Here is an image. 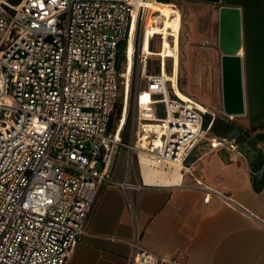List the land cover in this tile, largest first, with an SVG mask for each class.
I'll return each mask as SVG.
<instances>
[{
  "label": "built area",
  "instance_id": "2783aa9c",
  "mask_svg": "<svg viewBox=\"0 0 264 264\" xmlns=\"http://www.w3.org/2000/svg\"><path fill=\"white\" fill-rule=\"evenodd\" d=\"M151 1L0 0V264H66L102 187L145 185L140 153L152 166L181 165L180 172H189L187 159L203 141L242 153L234 139L204 128L209 111L173 94L161 58L159 71L147 74L149 58L135 40ZM132 31V69L136 59L145 84L135 91L124 145L132 70L129 78L118 71V54ZM120 86L119 125L109 132ZM120 147L126 175L136 166L141 183L111 177ZM132 245L128 264H173Z\"/></svg>",
  "mask_w": 264,
  "mask_h": 264
},
{
  "label": "crops",
  "instance_id": "0c3cea01",
  "mask_svg": "<svg viewBox=\"0 0 264 264\" xmlns=\"http://www.w3.org/2000/svg\"><path fill=\"white\" fill-rule=\"evenodd\" d=\"M176 1L190 10L189 31L192 34L186 57L188 64L195 61L202 65L201 72L204 69L208 75H216L220 86V109L218 9L227 6L240 11L239 55L245 113L230 120L218 119L221 122H217L212 131L216 115L206 122L210 135L215 137H225L232 128L247 133L250 139L245 135L243 139L264 154V142L256 138L264 135V0H220L219 4ZM212 10L215 13L209 17L207 13ZM199 17L203 25L200 28ZM175 20L180 26L179 12L172 17L171 26ZM179 34L178 29L177 40L173 37L169 40V52L175 61L176 93L187 100L192 97L176 86ZM206 101L208 103L209 99ZM196 102L209 111L206 116L211 119L212 112L208 107ZM186 164L189 172L179 173L178 184L170 180L162 184L144 182L137 191L103 186L86 219V235L66 264H128L134 242L173 264H264V188L256 190L254 187V182L258 183L264 177L262 175L259 181L255 179L256 171L264 163L252 168L244 153L210 149L208 142L203 141ZM110 174L117 181L141 183L140 179L132 180L125 170L121 173L116 165L112 166Z\"/></svg>",
  "mask_w": 264,
  "mask_h": 264
},
{
  "label": "rangeland",
  "instance_id": "374dc122",
  "mask_svg": "<svg viewBox=\"0 0 264 264\" xmlns=\"http://www.w3.org/2000/svg\"><path fill=\"white\" fill-rule=\"evenodd\" d=\"M157 3H152L150 5V9L148 8V13L146 14V17L141 19L138 24L137 32H136V44L139 45L140 41H143L142 46L147 43L148 35L155 36L158 33L159 29V18L154 19V15L151 12V8ZM168 5L173 6L177 11L180 10V15L182 18V23L180 26V37H179V46H180V62H179V70H178V87L180 90L187 95L191 96L194 100L201 102L205 106L208 107V109L212 112V115L210 116L211 119H209L207 116L205 117L204 122L212 120L213 114L217 115L220 114V104H219V96H220V86L218 84V80L215 74L208 75V72H205L204 69L201 72V66L195 61H191L188 64V60L186 59L187 53H188V46L190 45L189 36L192 34V31L190 32V26H191V20L189 16V9L185 7L184 4L178 3L176 0H170ZM179 9V10H178ZM215 13L214 10L209 11L207 15L212 16ZM213 17V16H212ZM208 18V17H207ZM198 21V28L203 26L201 24V17L197 19ZM207 21V20H206ZM205 21V22H206ZM144 39V40H143ZM159 36L154 39V47L151 48L153 51H156L159 49ZM124 45H121L120 51L118 54V71L122 73L125 69V62L126 59L124 55L122 54V50L124 48ZM141 48V46H140ZM158 61V62H157ZM171 59H168L165 61V69L166 72L169 74L171 73ZM159 63L160 59L158 57H150L147 60V74L155 73L159 71ZM205 68H208L209 66L203 65ZM140 65L135 59L133 69H132V76H131V91L129 95V101H128V118L127 123L123 127L122 135H121V141L122 144L128 145V139L129 135L133 132V124L135 121V115H136V105H135V91L138 89V87L143 86L145 84L144 79L140 76ZM201 72V73H200ZM122 91V86H120L119 91V101L117 103L116 109L112 115L111 124H110V130L109 132H114L116 127L119 124V117L122 109V99L120 98ZM206 99H209V102L207 103ZM148 100V97L145 95L143 97L142 101ZM198 105V104H197ZM201 110L206 111L203 107L198 105ZM128 156H127V149L124 147H120L117 154L115 155L113 159V165H116L117 169L124 174L125 165L127 163ZM115 167V166H114ZM113 167V168H114ZM130 177L132 180L134 179H140L137 167L134 166V172L130 174Z\"/></svg>",
  "mask_w": 264,
  "mask_h": 264
},
{
  "label": "water",
  "instance_id": "95a60500",
  "mask_svg": "<svg viewBox=\"0 0 264 264\" xmlns=\"http://www.w3.org/2000/svg\"><path fill=\"white\" fill-rule=\"evenodd\" d=\"M212 4H219L220 0H194ZM241 19L240 11L237 8L220 6L218 9V50L220 54V78H221V109L220 114L214 119H232L243 116L245 113L244 86L242 59L239 55L241 46L240 33ZM126 43L122 54H126ZM229 122V121H228ZM247 133H240L232 128L225 134V138L234 139L241 152L249 158V166L256 167L261 158L264 163V154L254 149L247 140L242 141ZM264 135H257L256 138L262 140ZM250 139V138H249ZM264 175V164L255 173L256 181Z\"/></svg>",
  "mask_w": 264,
  "mask_h": 264
},
{
  "label": "bare ground",
  "instance_id": "6f19581e",
  "mask_svg": "<svg viewBox=\"0 0 264 264\" xmlns=\"http://www.w3.org/2000/svg\"><path fill=\"white\" fill-rule=\"evenodd\" d=\"M156 0H152L148 6H147V10L145 11V15L148 13V8L150 9V5L155 2ZM151 12L154 15V19H158L159 18V29H158V33L157 36H159V49L156 51H153L149 48V40L151 38V35H148L147 38V43H145L143 46V41L141 42V51L143 52V54L145 56H147V58L150 57H158L161 58L162 64L165 65V61L168 59L172 60V65H171V73L169 72V74L166 72L165 67H163V71H162V76L163 79L166 80L169 84V88L173 89V94L175 96H177L180 100L185 101V102H190L193 101L196 105L198 104L195 100L191 99H187V100H183L181 99L178 94L176 93V89H175V77H174V73H175V61L174 58L171 56L170 52H169V37H173L174 41L177 40L176 37V33L177 30L179 29V33H180V26L178 25V21L175 20V23L172 24L171 26V21H172V17L175 16L177 14V12H179L180 14V10L177 11L176 9H174L173 7L169 6L168 4H155L152 8H151ZM146 17V16H145ZM173 30V34L170 35V30ZM134 30V27L133 29ZM180 37V34H179ZM179 37H178V42H179ZM144 40V39H143ZM133 31L131 32V35L129 37L128 40V44L126 46V53H127V61L125 62V70H126V76L127 78L130 77L131 74V70H132V53H133ZM158 62V61H157ZM140 71V70H139ZM177 79V78H176ZM167 86V85H166ZM176 86L178 87L177 83ZM178 90H180V88H177ZM181 92V91H180ZM182 93V92H181ZM147 96V94H142L141 96V101L143 100L144 96ZM185 95V94H183ZM147 101V100H146ZM197 107L199 108V106L197 105ZM199 110H201L199 108ZM202 112H207L204 110H201ZM136 112V111H135ZM119 125V124H118ZM148 128L155 130L157 132H159V124H151L148 126ZM144 146L145 142H139V145ZM139 159L141 162V177L144 180L145 183H149V184H153L155 182H158L160 184L164 183L166 180H170L172 183L174 184H178L179 183V173L181 170V165H173L170 166L168 169H164L163 167H158V166H152L151 163L146 160L144 158V156L140 153L139 154Z\"/></svg>",
  "mask_w": 264,
  "mask_h": 264
},
{
  "label": "trees",
  "instance_id": "16d2710c",
  "mask_svg": "<svg viewBox=\"0 0 264 264\" xmlns=\"http://www.w3.org/2000/svg\"><path fill=\"white\" fill-rule=\"evenodd\" d=\"M170 2V0H156L155 2H153V3H157V4H168ZM217 122H221L220 120H218V119H216L215 120V123L213 124V126L211 127V131L212 130H214L215 128H216V123ZM110 124H111V122H110ZM207 127V122H204V128H206ZM109 129H110V127H109ZM245 139H242V141H244ZM261 162V158H260V160L258 161V163H260ZM257 163V164H258ZM256 164V165H257ZM254 187H255V189L256 190H261L262 188H264V177H262V179L258 182V183H256V182H254Z\"/></svg>",
  "mask_w": 264,
  "mask_h": 264
}]
</instances>
